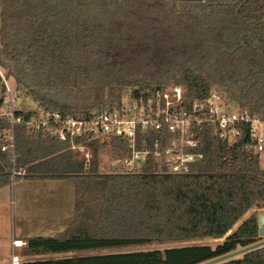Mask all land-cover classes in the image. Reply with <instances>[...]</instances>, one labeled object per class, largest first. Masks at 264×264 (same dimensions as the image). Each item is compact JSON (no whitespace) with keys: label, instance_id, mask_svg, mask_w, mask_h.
<instances>
[{"label":"trees","instance_id":"obj_1","mask_svg":"<svg viewBox=\"0 0 264 264\" xmlns=\"http://www.w3.org/2000/svg\"><path fill=\"white\" fill-rule=\"evenodd\" d=\"M0 7V64L20 98L47 110L91 115L180 85L192 101L221 90L264 123V0H0ZM1 88L0 80V95ZM248 126L228 142L205 123L204 158L174 174L153 160L134 171L114 164L125 156L120 138H76L87 159L70 141L25 123L14 125V152L1 151L11 123L0 116V188L19 178L75 185L72 220L56 235L24 239L35 257L19 264H200L263 240L258 212L244 219L264 209V167ZM204 239L223 241L198 243ZM170 243L182 245L86 253ZM218 264H264V246Z\"/></svg>","mask_w":264,"mask_h":264},{"label":"built area","instance_id":"obj_2","mask_svg":"<svg viewBox=\"0 0 264 264\" xmlns=\"http://www.w3.org/2000/svg\"><path fill=\"white\" fill-rule=\"evenodd\" d=\"M1 25L0 7V29ZM0 80L3 88L0 116L11 123L7 143L2 145L1 151L14 152V125L17 123L70 141L72 148L82 152L87 159L91 156L89 148L83 143H75L76 138H120L126 144L125 156L114 164L120 163L128 171L153 160L160 170L189 173L205 156L200 139L205 123L212 125L215 137L228 142L241 139L249 125L251 150L256 154L264 151L261 119L239 105L232 109L233 102L221 90H213L203 100L192 101L182 86L170 85L155 96H127L112 110L73 117L47 110L36 103L29 107L24 101L20 102L12 76L7 77V70L1 64ZM27 111H31L28 118L19 114ZM18 173H24V170ZM12 261L13 264L20 262L18 257H13Z\"/></svg>","mask_w":264,"mask_h":264},{"label":"rangeland","instance_id":"obj_3","mask_svg":"<svg viewBox=\"0 0 264 264\" xmlns=\"http://www.w3.org/2000/svg\"><path fill=\"white\" fill-rule=\"evenodd\" d=\"M29 107H34L31 98H21ZM237 108L234 100L232 109ZM260 127V126H259ZM260 130L264 135V123ZM111 158L103 157L105 171L109 170ZM264 167V151L260 155ZM75 209V185L70 180H34L19 178L10 185L0 188V264H12L13 254L20 253V261L35 256L29 255L25 247H14L13 239L22 240L32 236H53L62 232L72 220ZM258 212L260 236L264 239V209H252L244 217ZM223 239H204L198 243L216 246ZM197 243V241H196ZM182 245V243L155 244L151 246H134L102 251H89L96 254L109 251H128Z\"/></svg>","mask_w":264,"mask_h":264},{"label":"water","instance_id":"obj_4","mask_svg":"<svg viewBox=\"0 0 264 264\" xmlns=\"http://www.w3.org/2000/svg\"><path fill=\"white\" fill-rule=\"evenodd\" d=\"M11 74V71L10 70H7V77ZM3 91V88H1V92ZM0 100H1V97H0ZM264 223V222H263ZM264 246V239L263 240H260L258 242H255L251 245H248V246H245L243 248H240V249H237L235 251H232L230 253H227V254H224L222 256H219L217 258H214L212 260H208L206 262H203V263H200V264H218L220 262H223V261H226V260H229L231 258H235L237 256H240L246 252H249L251 250H254V249H257V248H260Z\"/></svg>","mask_w":264,"mask_h":264},{"label":"crops","instance_id":"obj_5","mask_svg":"<svg viewBox=\"0 0 264 264\" xmlns=\"http://www.w3.org/2000/svg\"><path fill=\"white\" fill-rule=\"evenodd\" d=\"M24 243V242H23ZM13 245H14V247H23V245L24 244H22V240L21 239H18V238H14L13 239ZM26 251V250H25ZM13 257H18L19 258V261H20V257H21V254L20 253H18V255L17 254H13V256H12V260H13ZM21 262V261H20ZM19 262V263H20ZM12 264H13V261L11 262Z\"/></svg>","mask_w":264,"mask_h":264},{"label":"flooded vegetation","instance_id":"obj_6","mask_svg":"<svg viewBox=\"0 0 264 264\" xmlns=\"http://www.w3.org/2000/svg\"><path fill=\"white\" fill-rule=\"evenodd\" d=\"M172 6H174V5H172Z\"/></svg>","mask_w":264,"mask_h":264}]
</instances>
